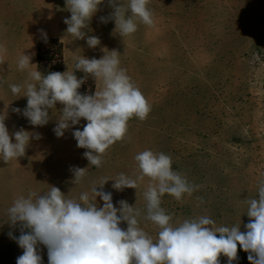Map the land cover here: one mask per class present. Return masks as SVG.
<instances>
[{"label":"rangeland","instance_id":"374dc122","mask_svg":"<svg viewBox=\"0 0 264 264\" xmlns=\"http://www.w3.org/2000/svg\"><path fill=\"white\" fill-rule=\"evenodd\" d=\"M147 7L153 24L137 20V30L121 37L112 20L100 21L113 11L104 0L84 30L86 37L100 40L90 48L86 38L66 35L63 21L71 13L65 0H0V112L7 113L4 123L10 137L22 128L39 136L30 140L23 157L0 161V264H16L23 252L14 239L20 226L9 222L7 209L19 196L47 192L51 185L67 199L91 195L97 185L98 191L111 192L115 207L123 200L139 211L138 227L155 242L159 229L145 218L143 195L153 181L144 177L136 189L112 188L121 173L133 179L140 175L134 157L144 150L170 156L173 170L197 186L180 201L168 194L161 197L173 226L207 216L213 227L235 225L246 231L248 201L256 198L264 182V0H149ZM41 40L49 42L45 54L53 53L48 47L53 41L61 45V58L56 53L52 61L40 63L58 72H74L76 56L99 59L103 49L117 51L119 67L150 106L146 119L128 121L124 138L105 151L99 168L89 166L83 156L86 149L78 148L72 135L76 128L82 130L85 120L62 137L54 134L62 104L49 109L44 126H32L12 111L23 110L27 103L9 88L27 79L17 61L25 52L35 64L31 68L39 67L36 46ZM99 87L89 75L79 91L88 94L90 88L94 93ZM74 167H89L79 183H72ZM96 204L102 207L103 201L97 197ZM120 227L126 229L127 222ZM38 253L48 264L44 245H38ZM248 256L237 245L232 264H250ZM218 262L228 264V258L220 254Z\"/></svg>","mask_w":264,"mask_h":264},{"label":"clouds","instance_id":"9594fccd","mask_svg":"<svg viewBox=\"0 0 264 264\" xmlns=\"http://www.w3.org/2000/svg\"><path fill=\"white\" fill-rule=\"evenodd\" d=\"M113 11L102 23L112 20L114 32L124 37L137 30L136 21L152 25V12L147 7L149 0H107ZM104 0H65L66 9L71 13L64 19L66 35L74 39H85L90 48L100 44L96 36H87L85 29ZM44 38L47 34L40 30ZM99 59L74 57V68L84 73L78 78L75 72L53 71L42 74L32 69V57H19L17 68L27 71L26 81L9 85L13 95L26 97L23 110L12 111L22 114L32 126L48 124L49 109L57 103L63 105L60 116L53 128L56 137H62L65 130L78 125L81 119L87 123L82 130L76 128L73 138L78 148H84V158L89 166L99 168L101 157L115 142L124 138L128 121L136 117L146 119L150 106L142 92L133 84L125 70L119 67V53L103 49ZM100 82L99 90L82 94L79 89L88 76ZM22 93V95H21ZM7 113L0 112V161L8 163L23 157L30 144L32 133L24 130L12 133L4 121ZM14 138V142H13ZM140 175L133 179L124 173L113 180L112 188H137L144 177L150 178L144 192L146 219L158 227L155 242L140 227L139 211L126 201H119V208L112 202V193L98 191L97 186L81 193L78 200L67 199L56 186L47 192L31 191L27 197L19 196L7 209L9 222L20 226V235L14 237L23 250L16 264H43L38 245L47 249L48 264H219L218 256L223 254L232 264L237 256V245L249 253L250 264H264V182L256 198L248 201L244 214L249 217L241 232L240 226L213 227L214 221L207 216L184 219L173 226L171 216L161 207V197L168 194L180 201L185 194L191 195L197 186L172 168V159L163 152L144 150L134 157ZM87 168L74 167L72 183H79ZM108 180L99 186H103ZM103 206L96 204V198ZM122 221L127 228L122 229ZM27 229V231H25ZM11 235V234H10Z\"/></svg>","mask_w":264,"mask_h":264},{"label":"trees","instance_id":"16d2710c","mask_svg":"<svg viewBox=\"0 0 264 264\" xmlns=\"http://www.w3.org/2000/svg\"><path fill=\"white\" fill-rule=\"evenodd\" d=\"M54 43H53V45H48V47L50 48V51L51 52H53V53H51V54H45V53H43V49L46 47V45L49 43L48 42V40H41L38 44H37V46H36V52H37V56H36V58H37V60L39 61V67H38V69H39V71H41L42 73H49V71H51V72H53L52 70H53V68H52V70H50V69H47V68H45V67H43L40 63H42V62H48V61H52L53 59H54V56L56 55V53H57V55H59V58H61V52H60V48H61V45L59 44V42H57V41H53ZM52 47H54V49L52 48ZM56 67V66H55ZM57 68H59L60 69V66L59 67H57ZM55 71V70H54ZM74 72H75V75L78 77V78H80V77H82V76H84V73H82V72H79V71H76V70H74ZM47 73V74H48ZM89 92H88V94H92V92H93V90L92 89H90L89 88V90H88ZM82 94H84V93H82Z\"/></svg>","mask_w":264,"mask_h":264}]
</instances>
